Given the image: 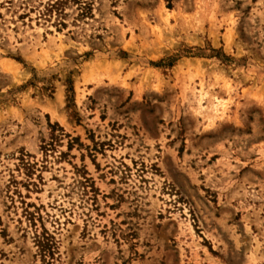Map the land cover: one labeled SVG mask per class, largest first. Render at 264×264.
<instances>
[{
  "label": "rangeland",
  "instance_id": "1",
  "mask_svg": "<svg viewBox=\"0 0 264 264\" xmlns=\"http://www.w3.org/2000/svg\"><path fill=\"white\" fill-rule=\"evenodd\" d=\"M60 1L0 0V264H264V0Z\"/></svg>",
  "mask_w": 264,
  "mask_h": 264
},
{
  "label": "bare ground",
  "instance_id": "2",
  "mask_svg": "<svg viewBox=\"0 0 264 264\" xmlns=\"http://www.w3.org/2000/svg\"><path fill=\"white\" fill-rule=\"evenodd\" d=\"M169 14V13H168ZM166 16V15H165ZM169 18V17H168ZM167 18V19H168ZM164 19V18H163ZM167 22V21H166ZM133 43V42H132ZM127 44V43H126ZM134 44V43H133ZM130 45V44H129ZM127 47V46H126ZM132 48V47H131ZM136 49V48H135ZM127 50H129V49H127ZM161 51V50H160ZM160 51H159V53H160ZM150 53H152V52H150ZM154 53V52H153ZM158 53V52H157ZM157 53H155L156 55H157ZM151 54H149V56H150ZM155 57V56H154ZM185 60V59H184ZM92 62V61H91ZM183 62V61H182ZM8 63L10 64V67L11 66H17L16 65V63L15 62H13V61H8ZM90 63V62H89ZM113 63V62H112ZM107 64H109V63H107ZM114 64V63H113ZM182 64V63H181ZM7 65V64H6ZM92 65V64H91ZM91 65H87V66H91ZM93 65H94V63H93ZM92 65V66H93ZM105 65V64H104ZM116 65V64H115ZM18 68V67H17ZM86 68V67H85ZM90 68H92V67H90ZM151 71V70H150ZM84 74V73H83ZM85 75V74H84ZM87 76H88V74H87ZM86 76V77H87ZM89 76H90V74H89ZM88 78H90V77H88ZM62 95V94H61ZM45 110H48L50 113H51V117L52 118H58L60 121H62V123L64 124V120L59 116V114L57 113V111H54V110H49V109H46L45 108ZM218 111V110H217Z\"/></svg>",
  "mask_w": 264,
  "mask_h": 264
},
{
  "label": "trees",
  "instance_id": "3",
  "mask_svg": "<svg viewBox=\"0 0 264 264\" xmlns=\"http://www.w3.org/2000/svg\"><path fill=\"white\" fill-rule=\"evenodd\" d=\"M68 2V0H61L60 1V4L62 5V4H66ZM74 2H81L80 0H74Z\"/></svg>",
  "mask_w": 264,
  "mask_h": 264
}]
</instances>
